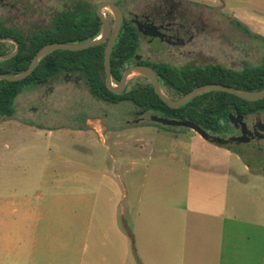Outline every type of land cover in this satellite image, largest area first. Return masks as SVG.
<instances>
[{
	"label": "rangeland",
	"instance_id": "1",
	"mask_svg": "<svg viewBox=\"0 0 264 264\" xmlns=\"http://www.w3.org/2000/svg\"><path fill=\"white\" fill-rule=\"evenodd\" d=\"M105 1L118 4L130 20L151 15L190 28L187 36L192 39L184 46L160 45L158 41L149 46L141 35L139 54L150 62L175 67L220 64L241 70L260 65L264 59V40L256 34L257 27H247L246 31L233 23V16L238 17L241 11L264 17V0H0V23L28 38L34 31L50 27L61 11L72 10L77 4L97 6ZM104 13L113 23L112 14ZM14 110L12 118L0 117V126L19 122L39 128L35 133L26 127L15 132L0 130V219L15 217L14 211L25 203L41 207L44 216L84 218V189H129L130 175L144 172L153 185L166 179L169 189H209L211 174H226L220 168L210 170L214 158L220 156L210 152L212 146L240 153L244 162L234 156L225 158L238 173H244L243 163L264 170V112L241 119L249 127L262 128L259 138L249 143L229 142V135L202 136L189 123L164 124L159 117L141 113L128 102L100 100L90 93L83 76L75 73L61 74L25 90L16 98ZM98 120L104 126V139L96 133H92V141L71 139L65 134L68 129L91 130ZM112 137L125 144L130 139H143L146 160L134 164L121 159ZM184 138L200 139L199 152H187L179 144ZM19 139L26 145L14 147L9 143ZM19 149L21 154L16 152ZM44 169L47 177L43 180L36 175ZM103 172L104 187L100 180ZM33 189L72 190L62 196L42 191L44 197L40 199ZM16 228L0 221V235ZM212 252L208 247L202 253L203 264H213Z\"/></svg>",
	"mask_w": 264,
	"mask_h": 264
},
{
	"label": "crops",
	"instance_id": "2",
	"mask_svg": "<svg viewBox=\"0 0 264 264\" xmlns=\"http://www.w3.org/2000/svg\"><path fill=\"white\" fill-rule=\"evenodd\" d=\"M233 17L250 30L256 26V34L264 40L263 16L241 11ZM25 127L34 133L39 128L6 122L0 130ZM103 129L98 120L91 130L81 127L65 134L92 141V133L104 139ZM112 140L121 159L134 164L146 160L143 139H130L128 144ZM9 143L26 145L23 139ZM179 144L187 152H199L201 140L184 138ZM209 150L220 155L210 170L226 173L211 174L209 189H169L166 179L153 185L144 172L130 175L129 189H84V218L44 216L41 207L19 205L15 217L0 219L17 227L0 235V264H203L202 253L208 247L213 250V264H264V170L243 163L244 173H238L225 158L244 162L242 156L215 146ZM36 176L44 180L46 169ZM105 176L103 172L102 185ZM33 190L42 199V191L62 196L72 189Z\"/></svg>",
	"mask_w": 264,
	"mask_h": 264
},
{
	"label": "trees",
	"instance_id": "3",
	"mask_svg": "<svg viewBox=\"0 0 264 264\" xmlns=\"http://www.w3.org/2000/svg\"><path fill=\"white\" fill-rule=\"evenodd\" d=\"M97 6H91L86 2L77 4L72 10L61 11L53 18L50 27L36 30L28 38L0 23V37H13L20 44V50L15 57L0 59V74L14 75L24 72L37 52L47 44H80L97 38L102 30ZM233 23L248 31L247 27L237 19H234ZM140 42L137 27L132 20L125 17L111 51L110 62L114 84L121 82L123 73L128 67L137 64L136 56L140 50ZM105 48L106 42L81 51L55 50L42 58L27 78L20 81L1 80L0 117L14 116L15 100L25 90L66 73L83 76L90 93L100 100L111 104L128 102L141 113H151L160 119L175 123L193 124L206 136H224L232 133L230 119L232 114L247 117L264 112V99L248 101L220 91L203 93L173 109L159 97L152 83L143 76L131 79L125 90L121 94H116L106 84ZM14 49L15 44L0 42V55L9 54ZM148 65L155 70L161 88L172 99L182 98L194 88L210 83L227 85L247 92L264 89V59L260 65L245 66L241 70L220 64L183 67L165 63ZM227 149L230 150L229 147ZM233 152L240 155L237 151Z\"/></svg>",
	"mask_w": 264,
	"mask_h": 264
},
{
	"label": "water",
	"instance_id": "4",
	"mask_svg": "<svg viewBox=\"0 0 264 264\" xmlns=\"http://www.w3.org/2000/svg\"><path fill=\"white\" fill-rule=\"evenodd\" d=\"M104 11H109L112 14L113 23L105 16ZM97 15L102 21V30H101L100 35L97 38L91 41L85 42V43H80V44H69V43L47 44L43 46L37 52L30 66L24 72L14 74V75L0 74V81L1 80L20 81V80L27 78L36 69L40 60L55 50L81 51V50H85V49L100 45L103 42H106V48H105V54H104L106 84H107V87L116 94H121L125 90L129 82V79L132 78L130 76H143V77H146L152 83L159 97L170 108H173V109L186 104L187 102H189L190 100H192L198 95H201L203 93L210 92V91L226 92L229 94L236 95L248 101H258V100L264 99V89L255 91V92H247V91H242V90H239V89L227 86V85L217 84V83H210V84H205V85L196 87L190 92H188L186 95H184L182 98L172 99L161 88L160 83H159V78L155 70L151 66L142 65V64L131 65L130 67H128L123 73L121 82L119 84H114L113 79H112V68H111V62H110L111 51L117 39V36L122 28L123 22L125 20V15L123 11L121 10V8L116 3L111 2V1H105V2L100 3L97 6ZM147 30L149 34L157 35L155 31L157 30L156 26H151V28H148ZM0 42H10V43L15 44L14 51L6 55H0V59L2 60L11 59L18 54L20 50V44L13 37H0ZM237 117L239 121L243 118L241 115H238ZM160 122L164 124L172 123V121L165 120V119H160ZM190 127L196 132L200 133L202 136L205 135L200 130L199 127L193 124H190Z\"/></svg>",
	"mask_w": 264,
	"mask_h": 264
},
{
	"label": "flooded vegetation",
	"instance_id": "5",
	"mask_svg": "<svg viewBox=\"0 0 264 264\" xmlns=\"http://www.w3.org/2000/svg\"><path fill=\"white\" fill-rule=\"evenodd\" d=\"M135 26L137 27L138 32L147 41L149 46L155 41H158L160 45L167 44L173 47L175 46H184L186 43H189L192 39V36H187L190 33V28L186 27L184 24H177L172 20L167 19H159L156 20L155 17L151 15H143L142 17L133 16L131 19ZM151 26H156L157 35H152L148 33V28ZM161 35V36H160ZM137 64L148 65L149 63H153L148 61L147 59H143L142 56L138 53L136 56ZM134 64V65H137ZM150 66V65H148ZM185 66H194L187 64ZM238 116V115H237ZM232 133L229 135V142H245L249 143L253 141L254 138H259V131L262 128L252 126L249 127L246 122L242 120H238V117L233 118L230 116ZM237 132V134H236Z\"/></svg>",
	"mask_w": 264,
	"mask_h": 264
},
{
	"label": "bare ground",
	"instance_id": "6",
	"mask_svg": "<svg viewBox=\"0 0 264 264\" xmlns=\"http://www.w3.org/2000/svg\"><path fill=\"white\" fill-rule=\"evenodd\" d=\"M130 77H132V76H130Z\"/></svg>",
	"mask_w": 264,
	"mask_h": 264
}]
</instances>
